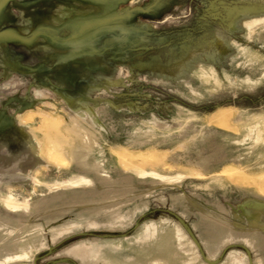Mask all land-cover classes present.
Here are the masks:
<instances>
[{"label":"rangeland","instance_id":"obj_1","mask_svg":"<svg viewBox=\"0 0 264 264\" xmlns=\"http://www.w3.org/2000/svg\"><path fill=\"white\" fill-rule=\"evenodd\" d=\"M0 264H264V0H0Z\"/></svg>","mask_w":264,"mask_h":264},{"label":"bare ground","instance_id":"obj_2","mask_svg":"<svg viewBox=\"0 0 264 264\" xmlns=\"http://www.w3.org/2000/svg\"><path fill=\"white\" fill-rule=\"evenodd\" d=\"M62 186V185H61ZM66 187V186H65ZM11 200V199H10ZM27 206V205H26ZM9 209H11L13 212H18L22 209L21 205H18L16 203L10 202L8 203ZM28 207V206H27ZM27 209V208H26Z\"/></svg>","mask_w":264,"mask_h":264}]
</instances>
